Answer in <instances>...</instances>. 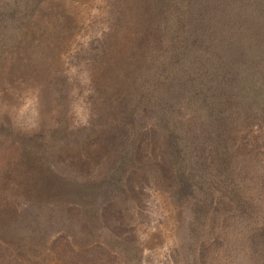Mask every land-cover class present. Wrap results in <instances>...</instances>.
<instances>
[{
  "label": "rangeland",
  "instance_id": "1",
  "mask_svg": "<svg viewBox=\"0 0 264 264\" xmlns=\"http://www.w3.org/2000/svg\"><path fill=\"white\" fill-rule=\"evenodd\" d=\"M115 1L37 0L15 40L0 52V264H66L65 260L79 264L74 252L81 248L88 257H100L101 264H240L243 257L233 249L242 235L235 220L238 206L232 208L227 188L224 193L200 189L196 184L204 183V176L200 177L203 172L197 169L190 173H197L191 180L194 196L176 198L178 189L171 173L161 172L157 167L161 161L154 162L142 152L138 157L134 151L135 162H149L154 169L143 173L126 167L119 171L118 187L111 191L109 204L106 200L97 204L101 205L97 209L101 224L87 232L82 222L86 236L81 242L76 241L81 233L76 236L74 231L79 213L73 219L67 211L63 215L69 219L44 214H57L59 205L67 207L61 195L52 200L55 202L45 201L46 197L52 199L53 193L41 191L39 184L44 178L62 176L61 180L75 183L87 177L99 180L110 171L114 177L118 171L105 170L99 146L108 140L91 138L98 135L90 123L95 106L91 84L102 83L104 66L130 46V29L117 26L106 32ZM208 1L216 3L217 23L235 25L234 31L218 26L227 54H232L233 60L245 55V71L254 69L248 63L256 62L259 51L244 45L249 42L254 49L264 45V0H204ZM153 12L151 9L150 17H144V26L150 27ZM199 13L204 17L203 9ZM155 28L159 31L162 25ZM102 42L107 43L103 49ZM142 44L151 42L143 40L139 46ZM251 55L255 58L249 61ZM262 64L264 54L257 67ZM260 75L264 78V71ZM146 117L141 112L140 119ZM63 127L68 130L66 144L55 151L61 137L54 140L49 134ZM258 131H264V123L256 122L239 132V148L247 155L264 150ZM45 138L56 142L51 148L53 155L46 158L35 153L36 143ZM66 152L76 154L74 162H63ZM81 159H88V164L79 163ZM49 165L55 170L50 171ZM204 195H211L205 216L194 207L196 199ZM36 201L44 203L38 216L33 208ZM225 222L234 225H223ZM124 241L136 246V255L128 260L122 256Z\"/></svg>",
  "mask_w": 264,
  "mask_h": 264
},
{
  "label": "trees",
  "instance_id": "2",
  "mask_svg": "<svg viewBox=\"0 0 264 264\" xmlns=\"http://www.w3.org/2000/svg\"><path fill=\"white\" fill-rule=\"evenodd\" d=\"M36 4L37 0H0V52L15 40ZM112 7L106 32L117 26L130 29L131 41L124 54L120 53L117 60L111 57L110 64L104 66L102 83L91 84L95 106L90 123L98 135L91 138L108 140L107 144L99 146L105 170L118 171L114 177L109 169L110 174L102 175L99 180L87 177L75 183L61 180L62 176L44 178L39 184L41 191L53 193L52 199L46 197L45 201L55 202L52 200L61 195L67 203V207L59 205L55 215L54 212L44 214L69 219L63 215L67 211L71 219L79 213L81 218L74 231L76 236L77 232L81 233L76 240L81 242L86 231L91 232L101 224L97 213L101 205L97 204L104 200L108 203L111 191L118 187V172L126 167L131 172H135V168L142 169L143 173L154 169L149 162H135L134 151L138 157L142 152L151 155L154 162L161 161L159 166L152 162L154 167L166 175L171 173L177 184L176 198L194 196L195 185L191 180L197 173H190L197 169L203 172L200 177L204 176V183L196 184L200 189L224 193L227 188L232 208L238 206L235 220L242 235L239 234L241 240L233 249L243 257L240 264H264V182L260 181H264V157L261 155L264 150L247 155L237 141L241 129L256 122L264 123V78L260 75L264 64L257 67V61L264 54V45L261 49L252 48L249 42L244 45L246 49H253L250 51H259L256 62L248 63L254 69L246 70L251 73L247 75L248 59L245 55L241 59L240 56L231 59L232 54H227L228 48L219 36L222 27L234 31L235 25L217 23L220 20L215 16L216 3L117 0ZM151 9L154 17L150 27L144 26V17ZM201 9L204 17H200ZM160 25L162 28L158 31L155 27ZM209 29L211 36H208ZM143 40H149L151 45L139 46ZM104 43L101 49L107 45ZM251 56L249 61L255 58ZM236 61L237 67L232 69ZM141 112L147 115L145 119H140ZM67 133L63 127L62 131L49 134L54 140L61 137L55 151L66 144ZM258 136L264 142V131H258ZM51 138L38 141L35 153L44 158L52 156L51 148L56 142ZM75 155L66 152L62 160L74 162ZM88 162V159H81L79 163ZM202 163L203 167L197 168V164ZM49 169L55 170L50 165ZM88 180L90 182H86ZM102 183L105 186L102 187ZM204 197L194 203L195 211L203 216L209 213L211 195ZM36 202L34 214L44 204ZM82 222L87 226L86 231ZM227 223L234 225L232 222L223 225ZM122 247L125 260L136 255V246L131 242L124 241ZM74 255L79 264H101L100 257H88L83 248Z\"/></svg>",
  "mask_w": 264,
  "mask_h": 264
}]
</instances>
